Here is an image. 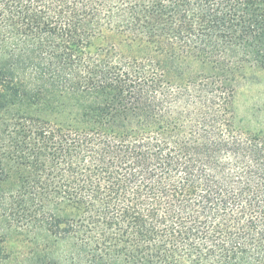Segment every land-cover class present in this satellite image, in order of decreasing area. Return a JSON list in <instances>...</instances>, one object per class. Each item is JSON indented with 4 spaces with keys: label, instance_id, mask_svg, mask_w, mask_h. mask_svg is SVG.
I'll return each instance as SVG.
<instances>
[{
    "label": "trees",
    "instance_id": "obj_1",
    "mask_svg": "<svg viewBox=\"0 0 264 264\" xmlns=\"http://www.w3.org/2000/svg\"><path fill=\"white\" fill-rule=\"evenodd\" d=\"M253 67L264 0H0V264H264Z\"/></svg>",
    "mask_w": 264,
    "mask_h": 264
},
{
    "label": "rangeland",
    "instance_id": "obj_2",
    "mask_svg": "<svg viewBox=\"0 0 264 264\" xmlns=\"http://www.w3.org/2000/svg\"><path fill=\"white\" fill-rule=\"evenodd\" d=\"M101 43V40H96L95 46ZM243 74L244 77L239 78L234 95L236 124L243 129L264 133V69L258 67L248 68ZM2 226H4V222L0 221V227L2 228ZM13 226L15 227L14 224ZM16 229H9V247L18 254L20 251L26 252L31 248L33 252L30 254V260L22 261L18 259L13 264H42L40 260H35L34 257L36 258L40 254L39 249H43L44 245L37 246L30 242L31 233L27 235L26 229L23 228V231L20 228ZM55 248L53 247V249ZM57 251L59 250L57 249Z\"/></svg>",
    "mask_w": 264,
    "mask_h": 264
}]
</instances>
